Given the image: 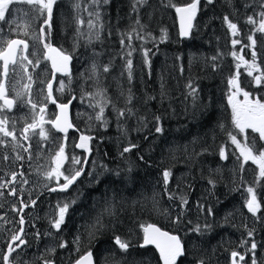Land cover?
Instances as JSON below:
<instances>
[{
    "label": "trees",
    "instance_id": "obj_1",
    "mask_svg": "<svg viewBox=\"0 0 264 264\" xmlns=\"http://www.w3.org/2000/svg\"><path fill=\"white\" fill-rule=\"evenodd\" d=\"M170 1L175 5L192 2V0ZM203 2L205 1L200 0V3ZM260 2L261 0H247L244 12L250 7L255 11ZM60 3H62L61 0L57 5ZM130 4V0L110 1L108 6L111 11L110 17L115 19L113 28L121 29L119 18L126 17L129 11L133 16L131 27L135 25L138 16L134 15ZM148 9H151L149 14H147ZM211 10L220 16L224 13L222 6L215 5ZM141 13L143 20L151 18L152 15L157 20L166 18L163 5L151 3ZM204 15L199 9L191 34L187 38H180L177 28L172 25L170 28L173 38L164 44L165 51L152 54L153 58L148 73L135 70L131 79L126 72V61L115 46L117 36L115 33H111L110 36H107L106 33L100 34L91 47L80 49L83 56L91 55L98 60L99 74L96 81L92 80L84 63L79 62L77 56H74L72 74L83 77L88 89L92 86L98 87V83L100 86H104L106 88L105 96H102L104 99L100 97V100L103 103H105V99L108 101L104 111L107 123L96 121L94 126L96 131L91 127H84L83 122L76 120L78 126L95 135V139L92 141L93 150L90 160L96 159L99 154L102 161L100 171L103 174L101 179L87 188L83 202L79 204V207H88L99 201L101 208L105 206V209L112 213L109 215L108 212L103 211L102 227L96 232L99 234L93 237L94 242L89 241L90 236L88 235L85 239L89 242H83L80 246L81 252L86 249L92 250L97 264H131L129 259L135 263L140 262L142 256L150 253L155 254L151 246L140 247L142 233L140 225L147 223L157 224L179 234L185 244L187 254L179 258L178 264H195L197 260L201 258L205 260L204 257L207 256L212 257V261L217 263L214 256L219 254V251L211 247L214 239L210 240L208 236L218 237L219 226L213 224L207 232L196 234L200 238L195 242L191 236L179 233L181 225L187 231L196 225L191 219V208L184 211L178 209L173 214L171 213L173 206L155 204L154 199L157 197L167 199L169 193L175 194V196L180 193L187 198L189 204H193L200 201L203 195L202 187L209 185L208 180L212 179L215 181V186L211 185L207 190L216 195V201L214 205H207V208L220 213L226 204L231 205L232 208H236L235 201H239V208L241 204H245L240 194L231 189L232 184H236L240 178L239 171L235 166H227L223 161H219L218 150L223 136L233 126L232 109L228 102V79L235 75L234 71L240 62L233 57L232 52L243 55L246 60L251 61V49L244 48L245 44L250 43L247 39L250 34L244 32L237 35L234 39H239L241 43L235 47L231 43L226 56H222L220 54L222 45L220 46L216 41L209 43L203 35L198 33L197 25L205 22ZM234 21L238 25L242 24L240 16ZM137 26L140 27V23ZM229 36L232 34L230 33ZM207 37L210 39L208 35ZM255 39L257 40L256 63H264V34L255 32ZM135 41L140 42L142 39L136 38L130 41L128 39L126 43L132 45ZM242 48H244L243 52H241ZM209 50L218 51L220 56L209 52V56L216 57V59L206 67L199 68L197 60H192V55ZM111 51L114 52V55L118 54V61L122 60L123 69L112 84H105L101 81V77H108L112 71L110 64L116 63V61L111 63L105 61V57L108 60L114 59L108 54ZM169 55L172 56L178 67L190 72L189 75L193 77L191 82L198 87L194 94H190V92L179 96L175 93V89L179 88L187 78L185 76L184 79H179L183 75L172 76L169 74L167 66ZM134 60L137 65L139 55ZM105 66L109 69L107 72L103 71ZM240 67L246 66L241 64ZM223 69L228 72L226 74L216 72ZM217 75L221 76L220 80ZM161 82L167 94L158 97L154 88ZM129 96H131L130 103L128 102ZM119 109L126 111L125 117L118 118L117 110ZM128 109H131V114H128ZM157 116L160 117L159 124L155 120ZM156 126H160L163 129L162 132L157 133ZM151 131V136H149ZM130 145H136V147L121 155L123 149ZM160 155L172 163V166L162 165L158 170V173L165 169L171 170L172 175L167 185V191L162 185V179H159L162 190L154 185L153 180L156 172L150 166L154 159ZM127 168L128 170H126ZM182 176H185L184 181ZM124 178L129 182L128 186H126ZM137 198L140 200L138 201ZM104 199L105 201H103ZM181 212H183L182 223H173L175 217ZM107 227H112L114 231L104 236L101 232ZM97 228L96 224L92 231ZM116 235L126 238L135 235V240L127 252L119 250L114 241H107V238L110 239ZM74 258H70L68 263L72 262ZM258 259L260 258L258 257ZM227 260L230 261L229 258Z\"/></svg>",
    "mask_w": 264,
    "mask_h": 264
},
{
    "label": "rangeland",
    "instance_id": "obj_2",
    "mask_svg": "<svg viewBox=\"0 0 264 264\" xmlns=\"http://www.w3.org/2000/svg\"><path fill=\"white\" fill-rule=\"evenodd\" d=\"M61 1L66 5V7L60 6V8H58L56 11L57 21L60 23V28L63 30V38L61 39V44L64 46L66 52L72 54L73 62L74 56H77L78 61L84 63V65L88 69V72H90L92 80L94 81L97 80L99 74L98 60L91 55L85 54V56H83L79 50L82 48L85 49L87 47H91L94 40L100 34L106 33L107 36H110L111 33L117 34L115 38V46L117 47L122 58H124V60L126 61L127 74H129V69L127 68V60L130 59L132 61V78V74L135 72V70H138L141 73L149 72L151 59L153 58L152 54L165 51L164 44L172 40L173 38L170 27L173 25L177 28L175 20V8L169 7V4H172L170 0H146V3H144L142 6H136L137 11H133L134 0H130V9L133 11L134 15L138 16L141 26H137V23L135 22V25L131 27V24L133 23V16L131 14L132 12L129 11L126 17L119 18L121 29L113 28L115 19H111V11L108 8L111 0H109V3L99 6L94 5L92 3V0ZM203 1L205 2L199 4L198 11L200 9V12H203L205 14V22L201 25H197L199 30L198 33L203 35L209 43L216 41L220 44V46L222 45V49L220 51V54L222 56H226L231 46V41L237 36H229L231 31L228 29L227 23L223 18L225 16H228L232 22L237 24L239 29L238 35H241L244 32L252 34L254 29L258 27V13L264 11V9H262L259 5V7L255 11H253L250 7L246 12H244L247 0H213L212 4H208L207 0ZM262 2H264V0H261L260 4ZM151 3L164 6L166 13L165 19L157 20L152 15L151 18H145L143 20L141 12ZM76 5H79V7H76ZM215 5L220 7L222 6V8L224 9V13L221 16L211 10V8ZM150 10L151 9H148L147 14H149ZM94 11L100 12V22H96V18L94 15L91 17L89 16V13ZM209 16L212 17L210 18ZM239 16L242 18L241 25H238V23L234 21L238 19ZM249 16H253L256 19L257 25L247 23V18ZM44 18V16H39L36 12L32 11L31 7L26 3H14L10 6V12L6 14L7 22L0 21V36L5 33L4 30H8L4 42L11 37L20 35L28 36L30 39H34ZM89 19H92L95 23H97V28H89L87 23ZM78 20H83L84 24H78ZM99 23H103L102 29L99 28ZM17 25H19V27H17ZM161 26L163 27L160 28ZM46 27L47 26H45V28ZM77 28H79L80 30V35L77 34ZM162 30L166 31L167 33V38L163 40H161V37L163 35ZM25 32H27V34H25ZM127 34H131V40L136 39L138 35L142 36L143 39L140 42L135 41L132 45H128L126 43V41L128 40ZM206 34L210 39H208ZM122 39L124 40L123 44H121ZM109 46H111V44H109ZM145 50L148 51V63L145 62ZM89 51H91V49H89ZM209 52H214L216 56H220L218 51L209 50L208 52H204L201 54L197 52L196 54H193L191 58L192 60H197L199 68H204L209 65L211 61H213V57L209 56ZM129 53H131V55H129ZM108 54L114 59L108 60V58L105 57V61L108 63L116 61V63L110 64L112 67L111 74H109L108 77L102 76L101 81L105 84H112L114 79L119 76L121 70L123 69V63L121 59L118 61V54L114 55L113 51ZM137 55H139V60L136 65L134 58ZM28 59L33 62L32 65H28L27 61H23L22 66L20 59H18L14 78L11 83L12 94L15 97L16 105L8 113L13 119V124L9 128L14 129L17 136H19L20 130L22 128V121L28 116L31 110L30 105H27L25 101L30 98L35 103L39 102L37 99L39 97L38 90L40 94L42 90V86L39 87V85L44 78L43 74L45 75L47 73V69L44 66L41 68L40 63H38V66H36L37 62L34 61V59L30 55L28 56ZM93 64L96 65L95 74H93L92 72ZM257 64H259L261 66V69L264 70V63L257 62ZM167 66L170 75L177 76L181 74L183 76H180L179 79H184L185 76L187 78L179 88L177 87L175 89V93H177L179 96L190 93L191 89L187 87L189 83H191L192 87L195 88L196 91L198 90V87L191 82V79H193V77L189 75L190 72L186 69L178 67L171 55H169L167 58ZM25 67L27 68V71L24 70ZM72 68L73 63L71 64V69ZM244 70H246V67L239 68L240 87L244 91L249 92L251 94V98L260 99L262 102H264V84H262L261 86H256L253 78L251 76H248L247 71L245 73ZM216 72L220 74H226L228 70L223 69ZM236 72L237 69L234 71V73L236 74ZM257 74L259 73H253V75ZM29 75L32 76L30 95L24 88V85L29 83L27 79ZM217 77L219 80L221 79V76L217 75ZM231 77L232 76H230L229 79ZM59 81H64L65 87L63 91L57 90L60 87ZM101 90L105 91L106 88L104 86H100L99 83L98 87L92 86L90 89H88L85 79L72 73L70 75L58 78L55 84V92L59 96H75L73 100V113L75 119L83 122L84 127L93 128L94 131H96L94 127L97 121L95 119V115L99 111V104H105L100 100V97H103L96 95V93L100 92ZM154 91L158 97L167 94V91L163 87L162 82L154 88ZM233 91L234 89H232V87L228 85L229 96ZM17 93H20L21 95L17 96ZM86 93H92L93 95L88 96L86 95ZM237 99L242 100V95H239ZM92 105H96L95 109ZM152 131L149 133V136H151ZM229 132L236 134L237 138L241 140L242 143L244 142V136L242 134H239L235 130L234 126H231V129H229L228 132H226V134L223 136V140L220 144V148L222 146L225 147L228 159L222 160L219 156V161H223V163L227 166H235V168L238 169L240 178L236 184H232L231 189L236 190V192L240 194L244 201L248 195L246 192V188L251 186L256 189L257 198L258 200H260L262 205L261 213H258L257 217H253L252 214L247 211V208L244 204H241L239 208V201H235L236 208H232L231 205L226 204V207L223 208L220 213L213 211L212 215H208L206 211H202L198 207V204H203L204 209H207V205H214L216 201V195L212 194V191L207 190L208 187H211L210 184L202 187L203 195L201 196L200 201L193 204H189L188 202V205L183 209L180 207V200L178 198L163 199L157 197L154 199V203L165 206H173V208L171 209V213L173 214L176 213L178 209L184 211L188 210V208H191V219L194 224H200L201 226H203L205 223L210 224L211 226H213V224H216L217 226L222 228L220 234L218 235V237H215L214 242L211 245L212 248H216L219 251V254H216L214 256L217 260V263H214L212 261V257L207 256L204 257L206 264H230V261H228L227 259H231L230 254L232 251H237L242 255H245V257L249 256L250 254L252 257V254L248 252V248L250 247V242L253 239L257 243V248L255 250V257L257 259V262L258 264H264V180H260L259 182H257L258 168L257 165L253 164L251 161L244 164L243 171L240 170L241 161L237 160L239 152L238 150H236L235 145L231 143L228 136ZM246 132L249 143H252L253 139L258 137V134L253 133L251 129L246 130ZM0 139L5 141V144L0 145V179L4 178L8 174L10 169L9 163L14 160L17 153H19L20 155L24 156V160L19 161L26 162V164H22L24 176L17 177V182L14 185H10V187H16L18 190H22L21 192H23L26 195L27 199L30 200L34 199L38 193L44 192L49 187L56 184L55 179L46 180L43 175H38L36 169L38 165L43 166L40 169V171L43 172L47 170V168L52 166L51 157L56 151H58L59 146L62 144V141L58 135L51 132L49 140L42 142L44 144V148L39 152L36 148V144L40 138L38 136H32L30 139V143L33 145V147L30 151L33 158L31 160L28 159V153L24 152L22 147L14 148L16 142L13 141L11 137H3L2 135H0ZM20 144L25 146V144H23L22 142H20ZM262 144H264V141H259L257 138L256 147L259 149ZM5 155L9 157L8 160L3 159ZM73 156H77L82 159L84 153H81L79 155L78 153H74ZM101 164L102 161L99 158L98 154L96 159L94 158L93 160L89 161L86 172L82 177L81 183L78 186L73 187L67 194L46 195V193H48L47 191L42 193V198L37 201V206L31 208L26 216L28 221V243L22 249H17L18 255L17 253H14L13 255V257L17 259L18 264H43V259H50L54 261V264H69L68 260L70 258L76 257L82 253L80 250L81 243H86L89 241L94 242L93 237L99 234L96 232L102 226H98V228L94 231H92V229L96 225L98 217L101 221L105 206L101 208L99 201H96L91 206L83 208H80L79 204L83 202L84 196L82 197V195L84 187L91 186L93 183L95 184L97 180L103 177V174L100 171ZM162 165L172 166V163L166 157L160 155L155 158L150 165L156 172L153 180L154 185L160 190L162 189L159 184V179H162V185L165 188L162 175L164 170H161L158 173V170ZM71 167L73 166H71L69 162H65L64 168L62 170L70 169ZM74 167L78 168L79 165H75ZM174 169L176 168L174 167ZM126 170H128V168ZM89 173H91V175H89ZM182 174H185L184 171L182 172ZM181 178L183 181L185 180V176H182ZM24 179L28 180L29 183H22ZM124 180L126 186H128L129 182L125 178ZM45 185H47V188L45 187ZM3 192L4 195L0 196V217H3V219H0V252L7 238L16 229L15 214L11 210V207L8 206V203L12 201L13 198L7 196L8 189L7 192ZM229 193H231V191H229ZM179 196L183 195L178 193L177 197ZM71 199H75V203L72 204L69 208V211L66 214L65 223L61 226V231L57 232L55 229L51 228L50 221L57 217L59 210L58 205L67 203ZM137 200L139 201L140 199L137 198ZM103 201H105V199ZM242 206L244 207L242 208ZM15 207L18 208V204H15ZM6 219L8 224L5 228L4 222L6 221ZM260 221L263 228L256 229L255 227ZM245 225L247 226L246 228ZM251 229H254L255 231L253 237L249 238L247 237L246 233ZM113 231L114 229L112 227H107L101 232V234L106 236V234H111ZM37 232L40 233V237L38 239L35 235ZM90 232L93 233V235L90 237V240L87 241L85 238L89 235ZM48 233H51V235H48ZM179 233L184 236H191V238L195 242L200 238L196 235V233L184 230L183 225H181ZM256 233L259 239L256 238ZM77 236L80 237L79 245L74 243ZM115 237L110 239L107 238V241H114ZM120 237L123 240L130 241V243L135 240V235L127 238L123 236ZM242 239H248L249 245L240 247V242ZM61 242H66L67 247L60 248L58 245ZM77 247H79V251H76ZM51 248H55L54 253H49L47 251ZM258 257L260 259H258ZM239 262L240 261L238 260V264ZM241 264H251V260L245 258V260L242 261Z\"/></svg>",
    "mask_w": 264,
    "mask_h": 264
},
{
    "label": "snow or ice",
    "instance_id": "obj_3",
    "mask_svg": "<svg viewBox=\"0 0 264 264\" xmlns=\"http://www.w3.org/2000/svg\"><path fill=\"white\" fill-rule=\"evenodd\" d=\"M57 0H0V21H6V14L10 12V6L14 3H26L31 7V10L36 12L39 16H44V25L47 26L49 31L45 32V27L40 28V35L44 39L41 41L43 43V47L46 50L45 53V59L51 61V66L54 73H63L64 75H70L68 71V65L69 62L72 59L71 54L65 53L63 49H58L54 46H52L50 40L48 39L51 36V20L53 15V6L56 4ZM92 3L94 5H103L109 3V0H92ZM146 3V0H134L133 2V11H137V5H143ZM208 4H212L213 0H207ZM200 4V0H192L191 3H188L183 6H177L175 4H169V7L175 8V12L179 16L180 20V36L181 37H187L191 34V29L193 28V21L196 17L198 6ZM76 7H79V5H76ZM260 7L264 9V2L260 4ZM95 16L96 22L101 21V15L99 11L90 12L89 16ZM259 16V22L258 27H256L252 34L248 35L247 39L250 42L249 44H245L244 48H250L251 49V61L246 60L243 55H238L236 52H232L233 57H235L240 63L237 64V72L234 76H232L228 83L234 89L232 94L228 97V102L231 105L232 109V125L234 126L235 130L244 136V142L242 143L241 140L237 138V135L229 132L228 136L233 145H235L236 150L239 152V156L237 157V160H240V170L243 171L244 164L251 161L253 164L257 165L258 168V180H264V144H262L259 149L256 147V139L258 138L259 141H264V102H262L260 99H254L251 98V94L247 91H244L239 84V68L241 64L246 66L247 75L251 76L255 82L256 86H261L264 84V70L261 69V66L256 63L257 59V51H256V45L257 40L255 39V32H259L264 34V11H261L258 13ZM224 21L227 23L228 29L231 31V34L233 36L238 35L239 29L236 23L232 22L228 16H225ZM88 26L90 29L97 28V23H95L92 19H89L87 21ZM137 24H139V19L136 21ZM247 23L252 25H257V21L253 16H249L247 18ZM78 24L83 25V20H78ZM19 27V25H17ZM99 28H103V23H99ZM163 35L161 37V40L167 38L166 31L162 30ZM27 34V32H25ZM77 34L80 35V30L77 28ZM127 38L129 41L132 39L131 34H127ZM139 39H143L142 36H137ZM48 41V42H45ZM124 43V40H121V44ZM232 45L235 47L236 45L240 44L241 41L239 39H233L231 41ZM29 48V44L26 40L23 39H7L5 41V47L0 49V61H2V65H0V68H2V72H0V75L3 76V78L6 80L9 74V66L13 65L15 66L17 64V58L20 53H26ZM244 48L241 49V52H243ZM131 55V53H129ZM145 56V62L148 63L147 57H148V51H144ZM19 59L21 61V64L23 66V61H27L28 65H32V61L28 59L27 55H19ZM213 60L216 59V57L212 58ZM37 62V65L38 66ZM215 67V65H213ZM127 68L129 69V79H131V68H132V61L129 59L127 60ZM25 71H27V68H24ZM109 69L107 66L104 67L103 71L107 72ZM92 72L95 74L96 72V65L93 64L92 66ZM259 73L257 75H253V73ZM29 83L24 85V88L27 90V92L30 95L31 91V81L32 76L29 75L27 77ZM60 87L57 89L58 91H63L65 84L64 81H59ZM47 87V96L46 101L56 105L60 109L59 115H56L54 119H46L45 113L47 109V104L38 105L37 103L33 102L30 98L25 101L27 105H30L31 110L33 112V118L31 122L27 123L25 127L21 130L22 132V139L24 141H30L32 136H38L40 139L37 141L36 148L39 151H42L44 148L43 141H47L50 138V133L52 129H55L58 132L67 133V130L72 127V124L69 122L67 117V104H57L56 99L53 96V84L51 81H49L46 85ZM188 88L191 89L190 94H194L196 92V89L192 87L191 83L187 85ZM20 93H17V96H20ZM88 96H92V93H86ZM96 95L98 96H105L104 90H101L100 92H97ZM239 95L243 96V99H237ZM0 113L4 111H11L13 107L16 105V100L13 98H9L8 96V88L6 86V83L3 80H0ZM128 102H131V96L128 97ZM108 103V101L105 99V104ZM99 104V102H98ZM105 104H99V111L95 115V119L97 121H101L103 123H107L104 118V111H105ZM93 107H96V105H92ZM128 114H131V109L127 110ZM126 111L124 109L117 110V116L125 117ZM155 120L157 121V124H159L160 117H155ZM10 124V118L8 116H2L0 117V135L3 137H11L13 141L16 142L14 145L15 147H22L23 151L28 153V159L31 160L32 153L31 149L33 145L31 143H28V145L25 147L20 144V140L17 138L16 132L14 129L9 128ZM45 124H50L51 129H47L44 127ZM251 129L253 133L258 134L257 138H254L252 143L248 142V136L246 130ZM162 128L160 126H156L155 131L157 133L162 132ZM66 139V136H65ZM93 138L88 135H81L79 140L80 142L76 144L75 146L81 149H84L87 152H90L91 149L89 147V142ZM5 144V141L0 139V145ZM136 147V145H130L129 147H125L123 149V152L121 155H123L124 152H130L132 148ZM219 156L222 160L228 159V155L226 153L225 147H221L219 150ZM242 158V160H241ZM4 160H8L9 157L5 155L3 157ZM16 160H24V156L17 153L15 156ZM143 159V157H141ZM65 162H69L71 166L70 169H64ZM51 163L52 166L47 168V170L41 172L40 169L43 166L37 167L36 171L38 175H43V177L46 180H53L55 179L57 183V187L48 188V191L50 192H67L69 188L74 185L77 180L84 175V165L87 164V159H81L77 156H72L69 158V156L65 152V145L61 144L59 146L58 151L54 153V155L51 157ZM75 165H80V167H74ZM67 173V174H66ZM23 177L24 173H11V177L7 181L0 182V190L2 189H8V194L12 196L17 195V189L15 187H10V185H14L17 182V176ZM91 175V173H89ZM163 175V182L165 185V190L167 191V185L169 183V179L172 175L170 169H165L162 173ZM61 178L63 179V183H61ZM22 183L27 184L29 183L28 180L24 179ZM208 183L215 186V181L212 179L208 180ZM47 188V185H45ZM22 191V190H21ZM247 197L245 199V207L247 208V211L252 214L253 217H257L258 213H261V202L257 198V191L254 187H247L246 188ZM4 192L0 191V196H3ZM169 199H179L180 200V207L183 209L185 206L188 205V200L185 196H175V194L169 193ZM75 203V199L69 200L67 203H63L62 205H58V215L56 218L50 221L51 228L55 229L57 232L61 231V226L65 223L66 214L69 211V208L72 204ZM37 204V200L30 199L29 202H24L21 200V207L16 208L15 205L13 206V211H16L18 214L23 211L24 208L28 207H35ZM198 207L202 211H206L208 215H212L213 210L211 208L204 209V205L198 204ZM104 211L108 212L109 215L112 213L105 209ZM103 214V213H102ZM183 215V212H181L180 215H177L173 221V223L179 224L182 223L181 216ZM0 219H3V217H0ZM227 219V218H226ZM18 223L21 225V227L14 232L10 238L9 242L6 245V252L3 254L2 257H0V261H2V264H18L17 259L13 257V253H17V249H22V246L27 245V240L23 237L26 235L25 229L23 225L25 224V219L21 215ZM189 223H191L189 221ZM96 224L98 226H102L100 218H97ZM142 231H143V243L140 245V247H145L147 245H155V247L159 250L160 258L163 260V264H178V260L181 257L186 256V247L185 244L182 242L181 237L178 235L171 234L167 231H162L159 227H157L154 224H142L140 225ZM211 225L205 223L203 226L200 224H196L193 226L190 231L196 234H203L205 231L211 229ZM247 226L245 225V228ZM254 229L248 230L246 235L247 237L251 238L254 235ZM36 238L38 239L40 237V233L37 232ZM48 235H51V233H48ZM93 233H89V236L91 237ZM80 237L77 236L75 238L74 243L79 245ZM115 245L118 246V249L127 252L131 246L130 241L123 240L120 236H116L114 238ZM246 245H249L248 239H242L240 242V247H245ZM60 248L67 247L66 242H61L58 245ZM257 248V243L255 240H251L250 247L248 248V252L252 254L251 258V264H258L257 259L255 257V250ZM49 253H54L55 248H51L47 250ZM76 251H79V247H77ZM18 255V253H17ZM231 261L230 264H238V260L240 262L245 260V255H242L241 253L237 251H232L230 254ZM238 258V259H237ZM43 264H54V261L50 259H43ZM74 264H96L93 252L91 249L86 251L85 253L79 255V257L74 261ZM195 264H206V261L201 258L195 262Z\"/></svg>",
    "mask_w": 264,
    "mask_h": 264
},
{
    "label": "flooded vegetation",
    "instance_id": "obj_4",
    "mask_svg": "<svg viewBox=\"0 0 264 264\" xmlns=\"http://www.w3.org/2000/svg\"><path fill=\"white\" fill-rule=\"evenodd\" d=\"M43 22H44V20L42 21L41 26L44 27L45 25H44ZM40 28L38 29L37 35L35 36L34 39H30L28 36H24V35L14 36V37H11L9 39L20 38V39L26 40L28 42V44H29V48H28L26 53H20V54L27 55V56L30 55L34 59V61L40 63L41 68L44 66L47 69V73L45 75L43 74L44 78H43V80L41 81V83L39 85V87L40 86L43 87V94L41 95L39 93V90H38L39 97L37 98L38 101H39L37 103L38 105H43L45 103L47 104L45 118L46 119H54V117L56 116L57 111H58V107L56 105L46 101V99H45L46 96H47V87H46V85H47V83L49 81H52V84H53V96L56 99L57 104H63V103H67V101H69L68 102L69 103V113H70L71 121H72V124H73L72 127L67 130L66 134L63 133V132H58L55 129H52L51 132L56 134V135H58L60 137V139L62 141V144L65 145V152L69 156V158H71L74 153H78V155L81 154V153L85 154L86 153L85 150H82V149L76 147L75 145L80 142L79 141L80 136L82 134L83 135L86 134V135L91 136L93 138L90 141V146H91V150H92V145H93L92 141L95 139V135L90 133V132H88V131H86V130H84L83 128H81L77 124H75L74 113H73V104H74L73 99H71V97H66L65 98V96H59L58 94H56V92H55V84H56L57 79L60 78L61 75L58 74V73H54L53 69H52V66L50 64V61L45 59V49L43 47V43L41 42L44 38L41 37V35H40ZM7 31L8 30H4L5 33H3L0 36V49L5 47L4 40H5V36H6ZM47 31H49V29L46 27L45 28V32H47ZM50 31H51V36L48 39L50 40L52 46H54V47H56L58 49H63L66 52L64 46L61 44V39L63 38V30L60 28V23L57 21L56 14L52 15ZM34 42H35V44H34ZM45 42H48V41H45ZM79 51L82 53V50H79ZM19 55H18V58H17V62H18V59H19ZM72 63H73V56H72L71 64ZM0 65H2V61H0ZM15 69H16V65L15 66H13V65L9 66V74H8V77H7L6 80L3 78L2 75H0V80H3L6 83V86L8 88V96H9V98H13V99H15V97L12 94L11 83H12V80L14 78ZM0 72H2V68H0ZM72 97L74 98V96H72ZM0 103H2V101H0ZM9 112L10 111H4V112L0 113V117L8 116L10 118V124H9V127H10L13 124V119L8 114ZM32 118H33V112H32V110H30L28 116L26 118H24V120L22 121L21 130L25 127V125L27 123L31 122ZM44 127H47L48 129H51V125L50 124H45ZM21 130H20L19 136H17V138L20 140V142H22L23 144H25V146H27L28 143H30V141H24L22 139ZM65 136H66V139H65ZM9 164H10L9 165V168H10L9 172L4 178L0 179V182L6 181L7 179L9 180L10 177H11V173H13V172H16V173L23 172L22 164H26V162L14 159ZM79 167H80V165H79ZM86 167H87V164L84 165V172L86 170ZM17 177H19V175ZM61 181H62L61 183H63V179L62 178H61ZM80 183H81V178H79L77 180V182L69 188V191L73 187L78 186ZM87 188H86V190H87ZM2 190L7 192V189H2ZM42 193L43 192L38 193L35 196L34 199L38 200L41 197ZM52 193H54V192H52ZM84 194H85V192L83 193L82 197L84 196ZM7 196L8 197L10 196L11 198H13V200L8 203V206L11 207L12 211H13V206L15 204H18V208L21 207V200H23L26 203L29 202V200L27 199L26 195L23 192H21L20 190H18V189H17V195L16 196H12V195H9V194H7ZM243 207L244 206H242V208ZM25 209H28V208H24L23 211ZM23 211L21 213H19V214L16 211H14V212L17 213V218L18 219H20V216L22 215ZM20 227H21V225L19 224L18 229ZM255 228L256 229L257 228H263L262 225H261V221L257 224V226ZM220 231H221V228L219 227V232ZM256 234H255V236H256ZM214 237L215 236L213 235V238ZM23 238L26 239L25 236ZM129 261H130L131 264H155L156 261L159 262V259H158V257L156 255L152 256L151 254H148L146 256H142V259H141L140 262H135L134 263V262L131 261V259H129ZM239 264H241V262H239Z\"/></svg>",
    "mask_w": 264,
    "mask_h": 264
},
{
    "label": "water",
    "instance_id": "obj_5",
    "mask_svg": "<svg viewBox=\"0 0 264 264\" xmlns=\"http://www.w3.org/2000/svg\"><path fill=\"white\" fill-rule=\"evenodd\" d=\"M183 5H185V4H180V5H178V6H183ZM175 18H176V24H177V30H178V35H179V37L180 38H187V37H181L180 36V20H179V16H178V14L175 12ZM195 20V19H194ZM193 24H194V21H193ZM192 30V29H191ZM12 39H20V38H12ZM45 53H46V50H45ZM50 64H51V61H50ZM68 71L70 72V68L68 67ZM61 74H63V73H61ZM52 82V81H51ZM63 104H67L68 105V109H67V117H68V120H69V122L71 123V120H70V113H69V103H63ZM59 113H60V109L58 108V111H57V114L56 115H59ZM55 118V117H54ZM85 135V134H84ZM80 141V140H79ZM89 146H90V142H89ZM81 149V148H80ZM82 150H84V149H82ZM89 153L90 152H87V157H88V155H89ZM148 224H154V223H148ZM154 225H156L157 227H159L162 231H167V232H169V233H171V234H174V235H177L176 233H173V232H170V231H168V230H166V229H164V228H161L160 226H158L157 224H154ZM154 247H155V245H153ZM156 248V247H155ZM156 250H157V252H158V255H159V257H160V254H159V250L156 248ZM79 257V256H78ZM77 257V258H78ZM76 258V259H77ZM75 259V260H76ZM74 260V261H75ZM160 260H161V263L163 264V260L160 258ZM74 261L72 262V264H74Z\"/></svg>",
    "mask_w": 264,
    "mask_h": 264
}]
</instances>
